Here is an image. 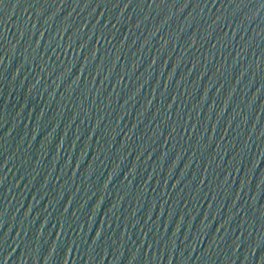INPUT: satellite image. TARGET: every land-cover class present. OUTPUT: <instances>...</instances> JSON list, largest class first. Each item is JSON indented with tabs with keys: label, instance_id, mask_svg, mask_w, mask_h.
<instances>
[{
	"label": "water",
	"instance_id": "95a60500",
	"mask_svg": "<svg viewBox=\"0 0 264 264\" xmlns=\"http://www.w3.org/2000/svg\"><path fill=\"white\" fill-rule=\"evenodd\" d=\"M0 264H264V0H0Z\"/></svg>",
	"mask_w": 264,
	"mask_h": 264
}]
</instances>
